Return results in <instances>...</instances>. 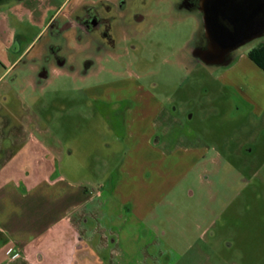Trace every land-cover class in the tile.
I'll return each instance as SVG.
<instances>
[{"label":"rangeland","instance_id":"rangeland-1","mask_svg":"<svg viewBox=\"0 0 264 264\" xmlns=\"http://www.w3.org/2000/svg\"><path fill=\"white\" fill-rule=\"evenodd\" d=\"M172 1L178 5L182 0ZM171 7L162 0L155 9L169 13ZM161 14L151 19V29L150 20L141 24L145 36L133 41L136 48L121 63L109 58L86 75L77 58L74 67L50 70L35 91L19 77L10 100L18 108L32 104V112L52 126V141L62 140L71 150L63 170L81 188L104 183L108 188L124 179L137 196L153 193V210L149 204L143 210L151 211L145 219L148 234L112 237L119 240L111 254L116 262L264 264V71L241 58L264 43V35L234 50L231 66L209 65L190 53L189 43L201 30L199 12L176 6L169 16ZM28 27L19 22L31 39L40 28ZM27 70L20 64L14 71L23 75ZM120 80L128 87L125 98L113 100L118 106L94 95ZM138 89L153 94L166 109L155 128L150 112L145 122L131 121L132 115L124 113L128 106L144 109L134 99ZM132 127L139 134L124 140ZM151 130V141L145 143L143 135ZM64 197L57 201L73 199ZM52 199H42V213L59 214L61 206ZM18 202L35 212L30 201Z\"/></svg>","mask_w":264,"mask_h":264},{"label":"crops","instance_id":"crops-1","mask_svg":"<svg viewBox=\"0 0 264 264\" xmlns=\"http://www.w3.org/2000/svg\"><path fill=\"white\" fill-rule=\"evenodd\" d=\"M39 1L38 8L43 10L38 22V33H41L50 13L62 9L68 0H63L60 5L49 0ZM88 1L75 0L73 6L77 8ZM18 9L31 17L37 6L25 8L19 5ZM9 13L7 9H0V58L3 60L0 61V264H75L78 254L86 255L89 249H97L102 254H106L108 248L115 251L114 244L110 243L114 235L148 234L145 219L154 207L152 192L148 196H137L135 190L124 185V179L114 184L112 182L108 188H105V183L97 188H81L63 170L69 148L62 140L52 141V126L42 119V115L32 112V104L24 102L22 108H18L11 102L10 96L19 77L32 91L37 89L38 83L34 64H28L32 71L29 75H17L14 71L19 63L10 52L12 37L17 29ZM35 39L36 36L26 45H35L29 57L40 55L44 48V43H36ZM261 45L264 43L258 46ZM249 52L241 58H248L256 68L262 70L250 58ZM58 66L52 63L50 70L59 71ZM86 75L80 74L83 79ZM126 87L128 85L120 80L105 84L98 91L95 87L88 88L96 91L94 95L110 103L125 98ZM138 90L141 93L136 94L134 99L138 102L141 100L144 109L140 112L135 105L128 106L124 113L132 115L131 121L141 118L145 122L148 118L145 113L150 112V125L155 128L159 123L158 118L166 109L153 94L145 89ZM124 122L129 127L127 116H124ZM153 133L152 130L144 133L143 137H147L145 143L151 141ZM138 134L132 127L126 131L124 140ZM108 166L106 163L104 168L108 169ZM67 193L66 197L73 195V199L67 203L57 201L59 196L64 197ZM51 195L57 207L61 206L59 214L53 213V210L52 215L42 213V199ZM19 199L30 201L35 212L20 204ZM147 204L151 211L143 214ZM16 220L19 223L17 227L14 225ZM81 235L82 239L79 238ZM116 241H119L118 238ZM80 244L83 245L80 247ZM115 264H122V261Z\"/></svg>","mask_w":264,"mask_h":264},{"label":"flooded vegetation","instance_id":"flooded-vegetation-1","mask_svg":"<svg viewBox=\"0 0 264 264\" xmlns=\"http://www.w3.org/2000/svg\"><path fill=\"white\" fill-rule=\"evenodd\" d=\"M161 1L89 0L77 8L72 6L65 10L54 11L46 19L44 31L32 37L36 36V43H44V48L40 55L32 57H29V54L35 48V45L32 47L26 46L30 44L32 38H29L26 29L19 28V22L26 21L29 27H39L38 22L43 11L38 8L40 1L0 0V9L10 11V17L17 29L12 37L11 56L16 57L19 65H28L29 63L36 65L37 68L34 73L37 77V83L40 84L44 79L48 78L52 63H57L60 66L68 64L74 67V62L77 58H80L82 59V61L80 60V65H84L83 74H88L98 62H103L109 58L121 63V59L127 57V54L136 48L133 41H140L145 36L141 24L150 20L149 29H151L153 25L151 19L157 18L160 13L169 16L172 11H175L176 6L182 10L199 12L201 19L200 34L198 38L190 41L189 47L191 56L198 61L204 62L194 53L200 50H207L210 46L204 19L205 0H182L178 5L175 1L168 0L172 5L169 13L155 9L157 3L159 5ZM27 2L31 3L32 7L37 6L31 17L27 12L18 9L19 5L24 6ZM12 8H15V10L11 11ZM240 46L231 50L228 57L229 63L235 58L233 56L234 50ZM31 72L28 68L27 73L24 74L29 75ZM112 103L118 106L116 103ZM247 149L250 151V148ZM79 238L82 239L83 236L81 235ZM110 240V243L113 244L116 242V237H111ZM82 245L80 244V247ZM113 252L111 248H108L106 254H102L94 248L89 249L86 255L78 254L75 264H115L116 261L111 255ZM151 256L148 253L147 259L151 260Z\"/></svg>","mask_w":264,"mask_h":264},{"label":"water","instance_id":"water-1","mask_svg":"<svg viewBox=\"0 0 264 264\" xmlns=\"http://www.w3.org/2000/svg\"><path fill=\"white\" fill-rule=\"evenodd\" d=\"M209 49L196 51L209 65H227L231 50L264 35V0H205Z\"/></svg>","mask_w":264,"mask_h":264},{"label":"trees","instance_id":"trees-1","mask_svg":"<svg viewBox=\"0 0 264 264\" xmlns=\"http://www.w3.org/2000/svg\"><path fill=\"white\" fill-rule=\"evenodd\" d=\"M250 58L264 70V45L253 48L249 52Z\"/></svg>","mask_w":264,"mask_h":264}]
</instances>
